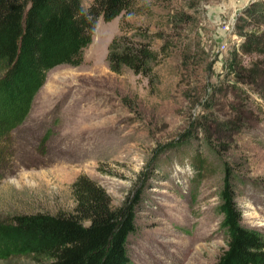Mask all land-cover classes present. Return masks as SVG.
<instances>
[{
  "label": "rangeland",
  "instance_id": "374dc122",
  "mask_svg": "<svg viewBox=\"0 0 264 264\" xmlns=\"http://www.w3.org/2000/svg\"><path fill=\"white\" fill-rule=\"evenodd\" d=\"M91 2L79 0L83 10ZM137 4L148 13L98 16L80 63L47 71L23 121L7 131L5 145L0 137V222L71 211L70 185L83 176L114 207L140 190L127 239L130 264H214L227 241L219 209L223 163L236 166L240 179L233 188L239 226L264 243V0ZM252 7L262 10L241 22ZM173 10L187 14L183 27L166 23ZM238 24L257 38L238 36ZM135 28L164 34L149 42L154 51L178 40L158 54L153 77L112 71L106 62L111 41ZM185 133L190 137L177 144ZM46 262L40 255L0 258Z\"/></svg>",
  "mask_w": 264,
  "mask_h": 264
},
{
  "label": "trees",
  "instance_id": "16d2710c",
  "mask_svg": "<svg viewBox=\"0 0 264 264\" xmlns=\"http://www.w3.org/2000/svg\"><path fill=\"white\" fill-rule=\"evenodd\" d=\"M162 1L167 3L170 0ZM138 2L92 0L83 10L79 0H0V62L3 64L0 74V137L4 145L7 131L15 128L26 116L47 71L80 63L81 52L88 43L96 18L146 11L148 6ZM168 5L164 4L163 8L167 9ZM254 7L243 14L241 22L262 10ZM188 19L183 11L168 12L166 23L173 28L183 27ZM242 27L239 24L236 27L238 36L247 41L257 38L253 31L242 33ZM134 31L138 33L130 37L124 34L111 41L107 46L106 62L112 71L126 68L133 74L153 77L158 54L165 53L178 40L174 45L172 41H163L154 51L149 42L155 38L163 40L164 34L149 33L145 28H135ZM133 37L141 40L134 41ZM177 37L179 39V35ZM185 56L181 53L183 61ZM231 59L227 65L229 69ZM5 111L9 116L3 114ZM198 127L195 122L190 136ZM186 136L187 133L179 135L177 144H183L190 137ZM166 148L164 145L163 149ZM235 170L236 166L222 164L219 209L227 241L225 250L214 264H264L263 241L255 232L239 226L233 188L240 179ZM70 194L73 207L69 212L20 213L8 221H1L0 242L4 247L0 249V258L40 255L47 257L45 264H130L127 239L135 233V208L140 202V190L114 207L101 188L86 177L78 176L70 185Z\"/></svg>",
  "mask_w": 264,
  "mask_h": 264
},
{
  "label": "built area",
  "instance_id": "2783aa9c",
  "mask_svg": "<svg viewBox=\"0 0 264 264\" xmlns=\"http://www.w3.org/2000/svg\"><path fill=\"white\" fill-rule=\"evenodd\" d=\"M221 49H223V47H221Z\"/></svg>",
  "mask_w": 264,
  "mask_h": 264
}]
</instances>
